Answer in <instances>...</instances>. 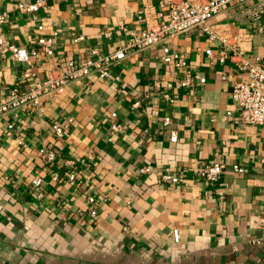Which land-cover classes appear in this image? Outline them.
I'll use <instances>...</instances> for the list:
<instances>
[{"label":"crops","instance_id":"crops-1","mask_svg":"<svg viewBox=\"0 0 264 264\" xmlns=\"http://www.w3.org/2000/svg\"><path fill=\"white\" fill-rule=\"evenodd\" d=\"M32 1L0 0L7 40L37 54L28 64L0 55V101L91 48L113 51L183 0L17 9ZM259 8L264 0L231 1L208 21L212 40L198 28L168 39L185 66L162 62L155 45L127 54L106 79L91 74L45 95L41 110L0 117V264H264V124H245L231 98L232 85L248 79L245 62L264 67ZM54 32L45 55L36 39ZM194 75L205 80L180 84ZM69 118L57 137L51 125ZM41 148L55 160L43 161ZM213 163L223 169L215 182L200 174ZM233 163L246 171L233 172ZM166 173L180 180H163Z\"/></svg>","mask_w":264,"mask_h":264},{"label":"built area","instance_id":"built-area-1","mask_svg":"<svg viewBox=\"0 0 264 264\" xmlns=\"http://www.w3.org/2000/svg\"><path fill=\"white\" fill-rule=\"evenodd\" d=\"M231 1L243 3L247 0H199L197 2L177 1L170 2L166 5V18L163 22L148 26L141 30H132L128 38L117 46L113 51L102 53L97 48H91L89 55L81 59H70L66 63V68L62 69L58 66L50 69L40 81H37L26 92H20L18 88L13 87L6 100L0 101V117H4L10 113L15 112L19 108L30 107L41 110L42 98L49 94L58 92L63 89L69 82L80 80L91 74L96 75L101 79H106L110 76V68L119 60L123 59L127 54L139 50H143L155 45H159L162 50L161 60L164 63H171L175 66H185L186 62L181 54L169 48L165 42L168 39L184 33L186 31L198 28L203 33H207L212 40V34L208 21L215 16L221 7ZM44 3V0H34L30 3L19 2L17 9L21 12L34 13ZM258 14L264 13V9L259 8ZM7 15L0 10V55L8 54L11 58L21 62L29 63L31 55H37L36 51L28 52L25 48L16 46L5 37L3 26L5 24ZM140 18V16H139ZM41 29V26H38ZM52 36H39L36 43L39 44L45 55L52 54ZM108 35V33H107ZM81 37L76 38L79 40ZM210 53V50H207ZM248 79L246 81L238 80L232 85L231 98L235 103L240 119L245 124L259 125L264 124V67L254 64L246 63ZM28 74V69L25 70L24 75ZM194 79L203 82L205 78L194 75L193 77H185L180 81L181 85H188ZM139 105L138 101L132 103L133 107ZM115 116V113H112ZM72 119H67L64 123H53L51 128L57 137H62L66 131V127ZM164 123L169 122V118H163ZM111 129L114 131L119 126L111 123ZM171 138H176L175 134H171ZM40 157L43 161L53 162L56 158L54 150H46L41 148L39 150ZM67 164L72 165L73 161L68 160ZM231 170L236 173L245 172V168L237 163L230 166ZM148 168L141 171L145 172ZM223 172L222 166L219 163L205 165L200 174L208 181L215 182ZM75 172L68 174L69 180H74ZM56 179V176H53ZM162 179L176 183L180 180V176L175 174H163ZM40 180L36 179L35 184H39ZM88 201L92 202L93 198L88 197ZM95 210H90V215L93 216ZM173 238L178 239V231L173 230Z\"/></svg>","mask_w":264,"mask_h":264}]
</instances>
